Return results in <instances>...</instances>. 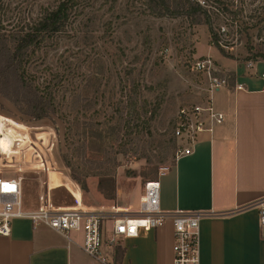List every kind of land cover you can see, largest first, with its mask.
<instances>
[{
	"label": "rangeland",
	"instance_id": "rangeland-1",
	"mask_svg": "<svg viewBox=\"0 0 264 264\" xmlns=\"http://www.w3.org/2000/svg\"><path fill=\"white\" fill-rule=\"evenodd\" d=\"M58 1L2 0L0 32L27 30ZM200 1L223 56L264 65L262 1H252L253 18L234 23L222 9L246 15L251 0ZM72 2L64 29L20 58L34 83L62 79L55 112L36 118L11 84L0 85V154L16 163L6 170L24 177L23 205L36 206L45 188L54 206L67 207L79 189L84 205L121 215L136 209L144 183L175 161L178 108L208 95L206 73L195 63L209 58L222 69V53L208 26L173 14L172 3L166 11L152 0Z\"/></svg>",
	"mask_w": 264,
	"mask_h": 264
},
{
	"label": "crops",
	"instance_id": "crops-1",
	"mask_svg": "<svg viewBox=\"0 0 264 264\" xmlns=\"http://www.w3.org/2000/svg\"><path fill=\"white\" fill-rule=\"evenodd\" d=\"M216 62L220 72L233 76L210 93L225 120L211 133L199 134L192 152L176 158L158 177L160 209L204 213L199 220L198 264H264V228L256 207L264 195V65L249 61L250 66H240L222 54ZM78 192L74 200L68 191L73 204L57 207H92L83 204ZM104 229L108 234L110 222ZM82 240L81 232L67 238L46 225L17 218L9 235H0V264H103L80 248ZM172 243L173 227L167 220L137 237L121 239L108 260L173 264Z\"/></svg>",
	"mask_w": 264,
	"mask_h": 264
},
{
	"label": "built area",
	"instance_id": "built-area-1",
	"mask_svg": "<svg viewBox=\"0 0 264 264\" xmlns=\"http://www.w3.org/2000/svg\"><path fill=\"white\" fill-rule=\"evenodd\" d=\"M248 65L250 66L251 63L249 62ZM195 68L205 71L209 94L203 101L181 105L178 108L171 129L172 137L178 146L176 158L190 154L199 134L211 133L225 120V114L212 104L210 93L225 87L230 75L216 74L218 69L209 58L196 62ZM13 142L15 140L12 141V145ZM9 162L8 154H0V235H9L11 222L14 219L28 218L34 225H46L67 238L72 232H81L83 240L80 248L85 253L103 264H114L108 260V255L120 246L121 239L137 237L140 232L150 231L170 220L173 227V264L199 263V220L204 213L180 210L164 212L160 209L158 177L169 167H162L156 178L144 183L136 209L125 214L112 215L111 212L99 208L56 207L52 204L48 193L46 194L45 188L39 196L37 205L30 209L25 208L22 202L24 177L6 170L5 168H13L11 166L16 164ZM256 207L259 225L264 228V195L256 201ZM106 222H110L108 234L104 229Z\"/></svg>",
	"mask_w": 264,
	"mask_h": 264
},
{
	"label": "trees",
	"instance_id": "trees-1",
	"mask_svg": "<svg viewBox=\"0 0 264 264\" xmlns=\"http://www.w3.org/2000/svg\"><path fill=\"white\" fill-rule=\"evenodd\" d=\"M2 0H0L1 2ZM73 0H59L52 8H46L40 16L29 25L27 30H21L20 33L0 32V85L14 87L18 102H22L27 110H32L36 118L47 117L48 112H55L56 98L55 94L62 79L53 77L46 83L36 84L28 75V72L21 64V59L29 48L40 47L41 43L48 37H53L61 32L69 21L70 10L73 6ZM163 10L169 11L170 3L173 4V14L192 16L196 23H204L208 26L213 44L220 49L222 55L227 56L221 49L217 34L214 32L211 24L210 10L207 5L200 0H152ZM251 0L249 7L245 9L223 8V12L229 14L232 23L238 22L241 18H253L258 12L257 7L253 6ZM261 8L264 10V0H261ZM248 14V15H247ZM240 27V25H237ZM13 43L10 44V41ZM99 73H94L97 76ZM13 81V83H11ZM133 99V98H132ZM102 181L99 182V184ZM81 188L85 186L81 184ZM121 254L120 248L116 250V257Z\"/></svg>",
	"mask_w": 264,
	"mask_h": 264
}]
</instances>
